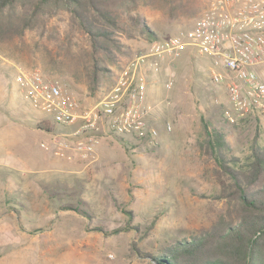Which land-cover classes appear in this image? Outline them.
<instances>
[{"label": "rangeland", "instance_id": "rangeland-1", "mask_svg": "<svg viewBox=\"0 0 264 264\" xmlns=\"http://www.w3.org/2000/svg\"><path fill=\"white\" fill-rule=\"evenodd\" d=\"M211 1L196 0L190 9L194 16L173 21L161 11L143 12L150 32L166 39L189 29ZM150 36L121 40L134 57L153 41ZM26 41L14 50L9 42L0 46V181L8 176H3L4 165L25 144L42 153V143L49 149L57 135L72 131L22 97L15 85L21 71H41L84 105L107 89L91 93L74 78L76 66L63 54L57 56L52 46L49 54L31 36ZM170 66L149 76L150 123L158 130L154 142L100 135L93 156L70 148L65 157L58 156L68 162L66 168L49 163L39 182L18 177L13 192L0 187V264H148L146 253L210 228L223 201L217 199L218 167L201 147L205 125L224 133L233 154L244 161L253 139L264 146V118L250 115L229 123L225 113L234 108L228 94L223 85L213 84L210 61L196 50ZM258 71L264 79V64ZM169 80L171 89L166 88ZM41 122L51 132L37 128Z\"/></svg>", "mask_w": 264, "mask_h": 264}, {"label": "trees", "instance_id": "trees-1", "mask_svg": "<svg viewBox=\"0 0 264 264\" xmlns=\"http://www.w3.org/2000/svg\"><path fill=\"white\" fill-rule=\"evenodd\" d=\"M195 1L0 0V46L9 42L13 50L21 48L31 36L49 54L53 48L57 56L69 59L78 72L74 78L97 94L112 86L116 74L111 67L120 69L133 56L122 37L158 39L144 10L161 11L173 21L194 16L190 9ZM37 128L51 132L47 122ZM205 130L201 147L218 167L217 199L223 208L209 229L144 253L148 264H264V146L253 139L242 161L224 133L206 125Z\"/></svg>", "mask_w": 264, "mask_h": 264}, {"label": "built area", "instance_id": "built-area-1", "mask_svg": "<svg viewBox=\"0 0 264 264\" xmlns=\"http://www.w3.org/2000/svg\"><path fill=\"white\" fill-rule=\"evenodd\" d=\"M190 50L209 59L213 84L224 86L234 108L225 113L229 123L250 115L264 118V79L258 71L264 64V0H212L189 29L153 40L123 63L112 86L91 105L38 70L21 71L15 83L34 108L72 129L57 135L49 150L65 157L73 148L89 157L96 139L107 133L156 140L158 130L150 123L153 107L147 96L149 76L170 71V65ZM173 83L169 80L166 88ZM166 127L172 131L170 123Z\"/></svg>", "mask_w": 264, "mask_h": 264}, {"label": "crops", "instance_id": "crops-1", "mask_svg": "<svg viewBox=\"0 0 264 264\" xmlns=\"http://www.w3.org/2000/svg\"><path fill=\"white\" fill-rule=\"evenodd\" d=\"M42 145L47 146V143H42ZM17 147H19V145ZM31 148L33 147L25 144L22 149L18 150L16 154L10 157L12 158V160H9L4 165L5 171L3 173V176L6 174H8V176L6 180L4 179L0 181V187L5 188L6 190H11V192H13L14 188L11 186L15 185L16 187L17 183H15V179L18 177H21V179L24 180L25 178H30L31 176L33 177L32 179L34 180V183L36 182V180L37 182H39V180L43 178V176L41 175L45 174L46 165H48L49 163L54 167L59 166L62 168H66L67 166H69L68 162L59 158L58 155H56L54 151H52V149L49 151V149L45 147L46 151L40 153V151L35 152ZM50 156H52L53 159L50 158ZM55 157H58L57 161ZM0 179H3V177L0 176Z\"/></svg>", "mask_w": 264, "mask_h": 264}]
</instances>
